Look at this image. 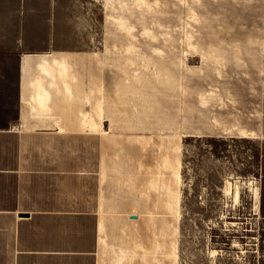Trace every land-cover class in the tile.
Segmentation results:
<instances>
[{
    "label": "rangeland",
    "instance_id": "1",
    "mask_svg": "<svg viewBox=\"0 0 264 264\" xmlns=\"http://www.w3.org/2000/svg\"><path fill=\"white\" fill-rule=\"evenodd\" d=\"M97 1L101 131L146 163L149 253L264 264L256 80L205 53L258 43L253 0Z\"/></svg>",
    "mask_w": 264,
    "mask_h": 264
},
{
    "label": "crops",
    "instance_id": "2",
    "mask_svg": "<svg viewBox=\"0 0 264 264\" xmlns=\"http://www.w3.org/2000/svg\"><path fill=\"white\" fill-rule=\"evenodd\" d=\"M246 6L258 43L205 53L248 65L264 143V0ZM98 21L97 0H0V264H178L149 253L146 163L101 131Z\"/></svg>",
    "mask_w": 264,
    "mask_h": 264
},
{
    "label": "bare ground",
    "instance_id": "3",
    "mask_svg": "<svg viewBox=\"0 0 264 264\" xmlns=\"http://www.w3.org/2000/svg\"><path fill=\"white\" fill-rule=\"evenodd\" d=\"M101 120V119H100ZM247 135V134H246ZM244 137H245V135H244ZM247 137V136H246ZM230 190H231V188L229 187V185H228V187L226 188V193L228 194L229 192H230ZM254 190V192H255V195H256V197L258 198V190L259 189H256L255 190V188L253 189ZM236 198L238 199V193H236Z\"/></svg>",
    "mask_w": 264,
    "mask_h": 264
}]
</instances>
